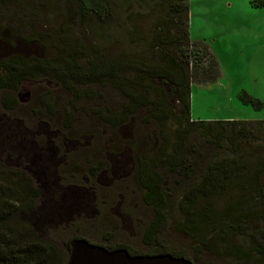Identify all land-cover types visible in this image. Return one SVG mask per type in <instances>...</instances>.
I'll return each instance as SVG.
<instances>
[{
  "label": "rangeland",
  "instance_id": "rangeland-1",
  "mask_svg": "<svg viewBox=\"0 0 264 264\" xmlns=\"http://www.w3.org/2000/svg\"><path fill=\"white\" fill-rule=\"evenodd\" d=\"M106 1H109L119 13H116L117 15L107 24L111 32L109 35L100 32L101 22L96 20L95 16L84 12L80 4L78 6L67 0L6 1L4 5H0V34L7 32L20 42L33 43L34 46L28 48L29 53L26 56H45L52 60L56 68L50 67L48 75L53 78L61 77L66 88H72L73 92L78 93L83 89L70 79V75H74L73 65L79 64L86 69L85 62L92 59L94 50L104 49L107 58L112 59L125 53L123 50L128 47L125 46L128 42L143 43L141 52L133 53L131 50L123 59L128 72L126 78L128 82L134 84V88L127 90L128 100V95L135 94V90L139 92L143 85L137 68L140 66L139 61L148 62L146 50L152 47L154 40L160 36L162 39H174L176 36L180 38L181 34L174 30L172 23L170 24L169 12H166L165 16V6L140 13V7L148 8L141 2L139 14H134L131 9L127 10L124 7L127 0ZM188 4L189 38L209 50L204 64L197 69L198 74H194L192 80L190 99L193 119L204 121L264 119V0H189ZM122 29L129 30L131 35L128 36L127 31ZM135 30L146 40L141 42L134 35ZM118 33H122L123 36H118ZM39 37L44 41L39 40ZM134 46L133 48H136ZM34 47L36 49H33ZM138 47L140 48V45ZM208 67L211 69L210 72H206ZM143 68L146 67L143 65ZM57 73H61V76L55 75ZM141 75L144 78L146 74L142 71ZM81 79L84 80L85 77ZM115 80L108 79L106 83L113 85L116 84ZM153 84L156 85L157 82L153 81ZM34 85L28 81L17 92L13 90L15 88L13 85L12 90L0 91V164L7 168L27 167L30 174L27 172L26 174L33 178L34 185L39 187L40 197L33 200L35 210L32 214L37 221L39 220L40 233L35 234L43 242H47L48 239L53 246L44 256L43 264L65 262L68 251L63 245L78 233V229L72 226V223L78 220H82L86 226L88 224L90 236L95 241L109 242L111 245L127 243L138 252L147 251L143 243L144 231L155 219V212L151 209L152 205L149 206L143 201V192L133 175L134 162L129 154L116 166V172L119 170L120 176L113 180H125L124 184L113 187L112 191L119 193L115 196L104 189L100 190V193L104 197L107 193L111 195L107 199H111L113 203L119 204L124 199V210L122 209L120 213H128L130 216L119 218V211L115 210L111 213L113 218L110 219L111 223L101 224L95 210L97 203L95 193L76 189L70 184L65 185L62 180H56L55 166L63 161V157H57L52 150L45 151L43 145L37 142L38 135L35 136L33 131L34 125L42 124L40 127L42 130L45 129L44 126L49 127L45 121L49 119L44 113L46 109L61 108L63 111L61 113L67 115L74 106L80 107V104L84 103L87 109L90 108L89 113H93L92 108L105 112L107 108L105 101L100 99L93 102L90 97L78 99L74 95H66L63 91H55V87L50 83L47 84L48 91L42 92V89L34 91ZM90 87L91 97L95 98L93 89L96 94L106 99L104 97L106 93L101 92L100 88ZM243 93L252 96L254 102L245 101ZM149 97L153 101L156 94L150 93ZM13 98H18L24 109H17ZM151 107L152 104L145 107L141 118L147 120ZM109 108L113 110L112 107ZM110 117L112 118V115ZM96 118H99L98 115ZM52 120L55 121L54 117ZM83 121L81 129L92 128L88 120ZM94 122L96 123L91 119V123ZM95 127L100 134L99 140L107 141L109 137H115L116 130L107 131L108 126ZM166 128L167 131H171L166 153L171 154L175 144L174 131L177 128L171 120ZM49 133L53 132L49 129ZM191 140V145L194 143L199 145L196 135L192 136ZM148 145L157 148L162 143ZM208 152L211 154V151ZM209 160L212 161L202 157L199 160L201 164L197 166L204 168ZM251 164L258 162L252 160ZM254 167L250 170L253 175L256 173ZM3 178L5 180L2 184L9 186L10 177L3 174ZM95 185L103 184L96 181ZM110 185L108 181L104 186ZM241 192L238 189L234 192L229 191L222 198L217 193L213 198L198 197L187 205L181 204V194L173 202L170 198L167 211L162 213L163 219L166 220L162 231V245L183 253L193 264H264V236L260 234L264 228V201L257 199L255 193L250 197L245 194L246 197L243 196L241 202L244 206H241L246 210L239 209L237 199L232 197ZM5 200L9 205L11 202L17 204L13 197H6ZM245 203L251 205L247 206ZM23 207L26 209L24 204ZM26 214H29V210ZM0 216L13 217L14 222L10 224L24 226L15 219V209L3 211ZM27 226H30L29 223L25 225ZM183 227L188 233L184 232ZM63 228L68 229L64 237L60 236L66 232ZM106 231L112 233L104 238L102 233ZM235 232L239 234H234Z\"/></svg>",
  "mask_w": 264,
  "mask_h": 264
},
{
  "label": "trees",
  "instance_id": "trees-1",
  "mask_svg": "<svg viewBox=\"0 0 264 264\" xmlns=\"http://www.w3.org/2000/svg\"><path fill=\"white\" fill-rule=\"evenodd\" d=\"M6 1L8 0H0V5H4ZM67 1L76 3L78 6L80 4L84 12L95 16L97 18L95 19L101 22L100 32L111 34L107 24L119 13L115 11L109 1ZM141 2L144 6L147 5L148 8L141 9L139 5ZM188 3L189 0H127L125 2L124 7L127 10L131 9L134 14H139L140 10V13L143 11L149 12L156 7L164 8L163 6H165V16L169 12L168 17L171 16L170 24L172 23L174 30L181 34L180 38L176 36L173 37L174 39H162L160 36L154 40L152 43L154 50H152V47L146 50V55L149 58L148 62L142 63L139 61L140 66L137 68L140 71L139 79L143 82V85L139 92L135 90V94L128 95V100L127 90L134 88V84L132 85L126 78L128 72L125 69L123 59L131 50H133V53L141 52L143 43H134L137 44L134 46V44L128 42L125 44L128 47L123 50L125 53L112 59L107 58L104 49L101 51L94 50L92 53L93 60L90 58L85 62L87 64L86 69L79 64L73 65L74 75H70V79L83 89L81 93H78V91L73 92L72 88H66L61 77L53 78L48 75L50 67L56 68L52 60L47 59L45 56H26L29 53L27 52L28 48L34 46L33 43L20 42L7 32L0 34V91L12 90L14 86L13 90L17 92L21 90L24 83L31 81L37 84L42 79L47 83H53L55 86L58 82L63 92L67 90L70 95H74L78 99L90 97L93 102L102 99V96L96 94L93 89L95 98L89 95V88H92L90 86L100 88L101 92L106 93L108 102L105 101L107 104L105 112L92 108L93 113L91 114L89 113L90 108L87 109V105L81 103L80 107L79 105L74 106L70 114L67 112V115L61 113L63 111L60 112V108L55 110L46 109L44 113L45 116L49 117L46 121L50 122L54 130L52 131L54 134H49L56 135L59 131H63L64 136L61 139H78L80 136L92 139L91 136L94 134L96 139L99 140L100 134L95 128V125L99 123L105 127L108 126L107 131L116 130L114 131L116 132L115 137L108 138L109 141H116L120 139V129L124 126L126 130L125 139L131 142L130 145L136 160L135 179L143 192L144 203L149 206L152 205L151 209L155 212V219L149 223L144 231L143 243L147 247V251L138 252L128 246L127 243L117 246L128 250L133 256L140 254L185 257L183 253L175 252L162 245V231L166 222L162 213L167 211L170 198L173 202L181 194V204L187 205L193 199H198V197L213 198L214 194L217 193L222 198L227 192H234L238 189L242 191L241 194L232 198L237 199L239 209L246 210L242 207L244 206L243 203H241L243 202V196L246 197V195L250 197L255 193L257 199L264 201V119L204 121L195 120L191 115L192 80H194V74H198L197 69L201 68L203 64H198L196 61L193 65L191 64L190 48L193 46L199 49V52H203L200 55V60L207 56L209 50L206 46L193 42L189 38ZM124 30L127 31L128 36L131 35L129 30L122 29V31ZM134 33L132 31V34L136 35L141 42L146 40L136 30ZM117 35L123 36L122 33ZM39 40L44 41L40 37ZM138 45H140V48ZM133 46L136 48H133ZM33 49H36V47ZM143 65L146 68H143ZM213 68H215V65H213ZM209 70H211L209 67L206 68V72H210ZM142 71L146 74L144 78L141 75ZM60 74L55 75L61 76ZM83 76L85 77L84 80L81 79ZM108 79H116V84L106 83ZM153 81H156L157 84H153ZM85 90L89 91L86 92ZM150 93L156 94L155 100L151 101ZM242 97L247 102H254L253 97L247 93H243ZM13 99L14 103L17 104V109H24V105L20 104L18 98ZM151 104L152 107L147 120L141 118L145 107ZM72 112H75V114ZM57 113L62 115L61 119L59 117V122ZM96 115L99 118H96ZM53 117L55 121L52 120ZM84 119L89 121L92 126L91 129H81L84 125ZM91 119L96 123L92 124ZM169 120L177 128L174 131L175 144L171 154L166 153L171 139V131H167L166 128ZM34 127L37 126L34 125ZM128 134L132 136V139H128ZM194 135L198 137L199 145H194L195 143L191 145V137ZM149 143H162V145L156 148L154 145L150 147ZM163 144H165L164 148ZM147 147H150V149L146 150ZM208 151H211V154ZM202 157L212 159V161H208L207 166L204 168L197 166L201 164L199 160ZM252 160L258 162V164H254L257 165L256 167L251 164ZM252 167L256 170L255 175L250 171ZM21 168H7L5 165L0 164V215L3 211H13L15 209V219L24 225L22 227L15 226L10 224V222H14L13 217L0 216V264H43L44 256L53 246L48 239L47 242H43L35 234L36 232L40 233L39 220L37 221V218H34L35 216L32 214L35 210L33 200L40 197L39 187L34 185V179L26 174L25 168ZM3 174L5 177H10L9 186L5 185V187L2 184L5 180ZM242 177H247V179ZM62 181L65 185L78 182V180H72L71 177ZM9 196L16 199L17 204L14 205V202H11V205L7 204L5 198H10ZM249 203H245V205H251ZM107 209L108 206H102L98 202L95 210L101 224L109 222L111 213ZM25 210H29V214H26ZM124 215L126 217L130 216L128 213L124 214L123 212V214L120 213L119 218ZM28 223L30 226L25 227ZM72 226L78 229V233L64 242L63 246L68 253L63 264L69 261L72 241L79 238L87 239L94 244L105 245L108 249L115 248L109 242L95 241L90 236L91 230L88 224L86 226L82 220L73 222ZM63 230L66 232L60 234V236L64 237L68 229L63 228ZM183 230L188 233L185 227H183ZM111 233V231H106L102 233V236L105 238ZM234 234L239 233L235 232ZM260 234L264 236V228Z\"/></svg>",
  "mask_w": 264,
  "mask_h": 264
},
{
  "label": "flooded vegetation",
  "instance_id": "flooded-vegetation-1",
  "mask_svg": "<svg viewBox=\"0 0 264 264\" xmlns=\"http://www.w3.org/2000/svg\"><path fill=\"white\" fill-rule=\"evenodd\" d=\"M201 53L203 52L202 51L199 52V49H196L193 46L190 48V60L192 65L195 61L198 64H204L206 57L200 60ZM45 83L47 82L42 79L37 84L34 83L35 84L34 91L36 89H42V92L48 91L47 90L49 89L47 87L48 83L47 84ZM50 84H52L55 87L54 89L55 91L56 90H58V92L63 91V89L61 88L58 82H56L57 86H55L53 83ZM63 93H65L66 95L68 94L70 95V93H68L67 90H65V92ZM104 97L106 99L101 97L102 100L108 102L107 95H104ZM59 110L60 112L62 111L61 108ZM57 116L59 122V117L61 119L62 115L60 113L59 114L57 113ZM46 123L49 125V127L44 126L45 129L42 130L40 128L42 124H38L37 126L38 128L36 127L37 128L36 129L34 127L35 130L33 131L35 136L38 135L36 136L37 138H39L37 142L43 145V149L45 151L52 150L57 157L59 158L63 157V161L61 163L59 162V159L57 160V162L59 163L55 162L57 163L54 171L56 180H64V179L66 180L68 179V177H71L72 180L73 179L78 180V182L69 183L70 186L75 187L76 189L90 190L92 193H95L96 195V201H97L96 206L99 202L101 203L102 206H108L107 211L109 213H113L115 212V210H118L120 215V211L124 207V199H122V201L119 204L113 203L111 199H107V197H110L111 195L107 193V196L104 197L102 196V193H100L101 192L100 190L104 189L105 191L111 192L115 196L119 193L112 191L113 187L121 183L124 184L125 180L119 179L114 181L113 179H116V177L119 178L120 171L118 170L116 172V166L117 164L120 163V160L128 154L129 157L132 158L134 162L133 175L135 177L136 160L135 157L133 156V149L130 145L131 142L125 139L124 135L126 130L124 126L121 127L120 129L121 132L120 139H117L116 141H109V140L105 141V140H97L96 135L94 134H92V136L90 135L92 139H86L84 136H80L78 139H67V138L61 139L64 136V132L59 131L58 133H56V135H51L49 134V129L50 131H54V130L52 129L49 121H46ZM96 126L105 127L104 125L99 123L96 124ZM96 129L94 130L97 131ZM128 139H132V136L129 134H128ZM24 168L26 172L30 174L28 172L29 169L27 167ZM101 180L103 182H101ZM96 181H98L103 185L96 186L95 185ZM108 181L111 183V185L109 187L104 186L106 183H108ZM123 217L126 216L124 215ZM110 219L113 218L110 217ZM110 219L109 222L111 223L112 220ZM114 222H116V220H114ZM118 245L120 244L113 245L115 246V248L109 250L113 251L118 249H124V248H118L117 247ZM99 246L105 247V245H99ZM139 255H135V256H139Z\"/></svg>",
  "mask_w": 264,
  "mask_h": 264
},
{
  "label": "water",
  "instance_id": "water-1",
  "mask_svg": "<svg viewBox=\"0 0 264 264\" xmlns=\"http://www.w3.org/2000/svg\"><path fill=\"white\" fill-rule=\"evenodd\" d=\"M67 264H193V262L185 257L172 255L133 256L126 249L111 251L92 244L87 239L79 238L71 243Z\"/></svg>",
  "mask_w": 264,
  "mask_h": 264
},
{
  "label": "bare ground",
  "instance_id": "bare-ground-1",
  "mask_svg": "<svg viewBox=\"0 0 264 264\" xmlns=\"http://www.w3.org/2000/svg\"><path fill=\"white\" fill-rule=\"evenodd\" d=\"M155 118V117H154Z\"/></svg>",
  "mask_w": 264,
  "mask_h": 264
},
{
  "label": "crops",
  "instance_id": "crops-1",
  "mask_svg": "<svg viewBox=\"0 0 264 264\" xmlns=\"http://www.w3.org/2000/svg\"><path fill=\"white\" fill-rule=\"evenodd\" d=\"M208 85V84H207Z\"/></svg>",
  "mask_w": 264,
  "mask_h": 264
}]
</instances>
